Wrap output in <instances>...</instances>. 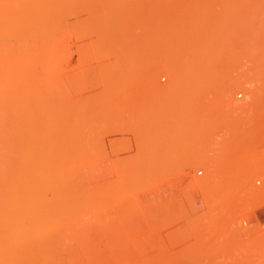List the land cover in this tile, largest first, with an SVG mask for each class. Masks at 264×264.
I'll return each mask as SVG.
<instances>
[{
	"label": "rangeland",
	"instance_id": "obj_1",
	"mask_svg": "<svg viewBox=\"0 0 264 264\" xmlns=\"http://www.w3.org/2000/svg\"><path fill=\"white\" fill-rule=\"evenodd\" d=\"M5 1L0 264H264V0Z\"/></svg>",
	"mask_w": 264,
	"mask_h": 264
},
{
	"label": "bare ground",
	"instance_id": "obj_2",
	"mask_svg": "<svg viewBox=\"0 0 264 264\" xmlns=\"http://www.w3.org/2000/svg\"><path fill=\"white\" fill-rule=\"evenodd\" d=\"M6 1L9 2L8 0H6ZM6 1H5V3H6ZM15 1H17V0H15ZM18 1H19V0H18ZM18 1H17V2H18ZM50 1H51V0H50ZM60 1H61V0H60ZM18 3H19V2H18ZM20 3H21V2H20ZM20 3H19V4H20ZM39 3H40V1H39ZM42 3H44V2L42 1ZM42 3H41V4H42ZM50 3H51V2H50ZM53 3H55V2H53ZM58 3H59V2H58ZM11 4L14 5V3H12V2H11ZM19 4H18V5H19ZM29 4H30V3H29ZM60 4H61V3H60ZM20 5H21V4H20ZM43 5H44V4H43ZM45 5H46V3H45ZM45 5H44V6H45ZM54 5L56 6L57 4H54ZM15 6H16V5H15ZM38 6H39V4H38ZM51 6H52V5H51ZM22 7H23V6H22ZM27 7H28V6H27ZM30 7H32V6L30 5ZM39 7H40V6H39ZM49 7H50V6H49ZM34 8H37V7H34ZM42 8H43V7H42ZM45 8H46V7H45ZM64 8H65V7H64ZM25 9H26V7H25ZM57 9L59 10V8H57ZM66 9H67V8H66ZM16 10H17V9H16ZM31 10H32V9L29 8V11H31ZM35 10H36V9H34V11H35ZM38 10H39V9H38ZM60 10H63V9H60ZM64 10H65V9H64ZM65 11H66V10H65ZM53 12H54V10H53ZM24 13H26V12H24ZM27 13H28V12H27ZM34 13H35V12H34ZM39 13H40V12H39ZM39 13H38V16H39ZM54 13H55V15H56V11H55ZM20 14H21V13H20ZM29 14H30V12H29ZM32 14H33V13L31 12V15H32ZM35 14H36V13H35ZM16 15H17V14H16ZM47 15H48V14H47ZM47 15H46V16H47ZM33 16H34V15H33ZM46 16H45V17H46ZM52 16H54V15H52ZM19 17H20V16H19ZM23 17H24V14H23ZM25 17H26V15H25ZM49 17H50V16H49ZM54 17H55V16H54ZM55 18H56V17H55ZM19 20L21 21L22 18L19 19ZM28 20H29V19H28ZM28 22H29V21H28ZM19 23H20V22H19ZM22 26H23V25H22ZM29 28H30V27H29ZM21 29H22V28H21ZM48 32H50V31H48ZM30 41H31V40H30ZM22 46H23V45H22ZM21 48H22V47H21ZM34 50H35V48H34ZM34 50H33V51H34ZM30 52H32V51H30ZM28 54H29V53H28ZM31 54H34V53H31ZM20 55H24V54H21V53H20ZM26 55H27V54H26ZM26 55H24V56H26ZM34 56H35V55H34ZM34 56H33V58H34ZM26 57H27V56H26ZM26 57H25V59H26ZM29 57H30V56H29ZM21 58L24 59L23 56H21ZM31 58H32V57H30V59H31ZM25 59H24V60H25ZM28 59H29V58H28ZM28 59H27V60H28ZM27 60H26V61H27ZM15 61H16V60H15ZM22 61H23V60H22ZM29 61H30V60H29ZM24 62H25V61H24ZM16 63H18V62H16ZM24 65H25V63H24ZM29 65H30V64H29ZM26 67H27V66H26ZM26 69H27V68H26ZM26 69H25V70H26ZM28 71H31V69L28 70ZM28 74H30V73H28ZM18 76H19V74H18ZM27 76H28V75H27ZM21 77H22V76H21ZM28 77H30V76H28ZM22 78H23V77H22ZM24 79H25L26 82L28 83V80H27L26 78H24ZM30 79H32V78H30ZM30 79H29V80H30ZM25 80H24V81H25ZM30 81H32V80H30ZM27 83H26V85H27ZM29 83L31 84V82H29ZM42 86H43V85H42ZM46 87H47V86H46ZM41 88H42V87H41ZM47 91H48V89H47ZM83 96H84V95H83ZM85 96H86V95H85ZM109 115H110V114H109ZM124 115H125V114H124ZM121 117H122V116H121ZM118 118H119V116H118ZM54 122H55V120H54ZM55 125H56V124H55ZM49 130H50V129H49ZM51 130H52V129H51ZM55 130H56V129H55ZM182 131H183V130H182ZM198 132H199V131H198ZM198 132H197V133H198ZM49 133H50V131H49ZM189 133H190V131H189ZM199 135L201 136V134H199ZM190 136H191V135H190ZM190 136H189V138H190ZM197 137H198V135H197ZM201 137H202V136H201ZM199 138H200V137H199ZM192 139H193V138H192ZM211 139H213V138H211ZM181 141H182V140H181ZM0 142H2V141H0ZM4 143H6V142H4ZM4 143H3V144H4ZM8 143H9V142H8ZM20 143H21V142H20ZM28 143H29V142H28ZM42 143H43V142H42ZM179 143H180V142H179ZM188 143H189V142H188ZM196 143H197V142H196ZM1 144H2V143H1ZM39 144H40V143H39ZM39 144L36 143V145H35V144H31V142H30V144H29L30 147H26V149H20V147H22V146H23V147L26 146V145H21V146L19 147V149L17 148V149H18V154H20L19 156H18V154H17V151H15L16 154H17V156H18V157H17V156H16V157H17L18 159H21V160H17V158H16V160L13 161L14 163L18 164V165H17V166H18V168H17L18 170H19V168H22V169L24 168V167H23V164H24V163H25V164L28 163L29 167H26V165H27V164H26V165H25L26 168H24V169H27V168H28L29 170L32 171V169H30V168H32V166H34V165H36V163H38V162H36L37 159L39 158L38 156H41V157H43V158H45V156H46V159H43V158L40 157L39 159H41V160H38V161H40V162H41V161H44V163H45V164L43 165V170H42V167H40L42 173H41L40 170H38V168H35L36 166L34 167L35 169L32 171V173H35L36 175L34 174L35 176H33V174L31 173V178H32V179H33L34 177L36 178V179H33V180L36 181V185H35V184H34L33 186L29 185V184H30V183H29L30 181L33 182V180H30V179H31V178H30V172H31V171H30V172L28 171V175H26V173L20 175V172H17L18 175H14V174H16V172L13 171L14 167H13L12 169H10L9 171L6 170V171H8V173H10L11 170L13 171V172L11 171V173H13V174H11V175H13V176H11V178L8 176L9 179H10V180L8 179L9 182H8L7 179H4V178H3V177H5V176H2V174H4V173H2V172L0 173V175L2 176L1 178L4 179V182H5V183H4V182H3V183H2V182L0 183V186H1V184H2V187H0L1 189L4 188L5 186H6V188H8V185H9V184H10L9 187H10V186H13V187H12V191H8V193L5 192V195H3V190H4V189H3L2 191H0V240L2 239V236H3L4 231H5V229H4L5 221L8 220V221L11 222V221L14 220L13 218H15V214L18 213V212H15V210L17 211V209H18L17 206H18L19 204H22V203L24 202V204L27 203V204H29L30 206H32V205H34V204H35L36 206H37V205L40 206L41 203L38 202V201H41V202H43L42 205H43V204L46 205L45 202H46L47 200L43 201V199H42V197L45 198L46 195L44 194V196H43L42 193H41V194H37V193H40V192H44V193H46L45 191H46V189H47V187H48V185H49V184H48L49 181H47V180L49 179L50 176H45V175H46V173H48V172H47V171H48V168H47V167H48V165H49V164H48V161H49V158H48V157H49V156L47 157V155L51 154L52 152H51V153H48V152H50V150H49V144H48V146L42 144L41 147L39 146ZM131 144H132V143H131ZM216 144H217V143H216ZM218 144H219V143H218ZM6 145H7V143H6ZM6 145H5V146H6ZM8 145H10V143H9ZM11 145H12V144H11ZM11 145H10V146H11ZM13 145H14V144H13ZM37 145H38L39 147H38ZM174 145H175V144H174ZM183 145H184V144H183ZM210 145H211V144H210ZM5 146L2 147V148L0 147V150L4 149L3 151H5V149H6V147H7V146H6V147H5ZM16 146H17V145H16ZM42 146H43V147H42ZM44 146H45V147H44ZM180 146H182V145H180ZM192 146H193V145H192ZM214 146H215V145H214ZM11 147H12V146H11ZM11 147H10V148L8 147V148L10 149V151H11ZM170 148H171V147H170ZM211 148H212V147H211ZM214 148H215V147H214ZM220 148H221V147H220ZM17 149H16V150H17ZM183 149H184V148H183ZM22 150H24V151L21 152ZM206 150H207V149H206ZM209 150H210V149H209ZM218 150H219V149H218ZM12 151L14 152V150H12ZM12 151H11V152H12ZM47 151H48V152H47ZM149 151H150V150H149ZM161 151H162V150H161ZM19 152H20V153H19ZM153 152H154V151H153ZM3 153H4V152H3ZM148 153H149V152H148ZM219 153H220V152H219ZM1 154H2V152H1ZM4 154H5V153H4ZM8 154H9V151H8ZM21 154H22V156H21ZM151 154H152V152H151ZM160 154H161V153H160ZM196 154H197V153H196ZM209 154H210V153H209ZM37 155H38V156H37ZM44 155H45V156H44ZM54 155H55V154H54ZM143 155H144V154H143ZM143 155H142V156H143ZM51 156H52V155H51ZM51 156H50V157H51ZM139 156H140V155H139ZM146 156H147V155H146ZM166 156H167V155H166ZM175 156H176V155L174 154V157H175ZM23 157H24V158H23ZM36 157H37V159H36ZM52 157H53V156H52ZM52 157H51V158H52ZM181 157H182V156H181ZM1 158H2V157H1ZM4 158H6V157H4ZM10 158H11V159H15L14 157H9V159H10ZM51 158H50V160H51ZM135 158H136V157H135ZM157 158H158V157H157ZM161 158H162V157H161ZM170 158H171V157H170ZM182 158H183V157H182ZM216 158H218V157H216ZM11 159H10V160H11ZM27 159H28V160H27ZM53 159H55V158H53ZM53 159H52L51 161H53ZM138 159H141V158H138ZM138 159H137V160H138ZM167 159H168V158H167ZM7 160H8V158H7ZM10 160H9L10 165H13V164H11L12 162H11ZM25 160H26L27 162H26ZM33 160H34V161H33ZM47 160H48V161H47ZM0 161L2 162L1 159H0ZM4 161H5V160H4ZM4 161H3V162H4ZM15 161H16V162H15ZM17 161H19V162L17 163ZM45 161H46V162H45ZM54 161H55V160H54ZM121 161H122V160H121ZM131 161H132V160H131ZM212 161H213V160H212ZM215 161H216V160H215ZM6 162H7V161H6ZM30 162H31L32 164H31ZM129 162H130V161H129ZM137 162H138V161H137ZM20 163H22V164H20ZM49 163H50V161H49ZM131 163H132V162H131ZM159 163H160V162H159ZM6 164H7V163H6ZM30 164H31L32 166H31ZM33 164H34V165H33ZM47 164H48V165H47ZM126 164H127V163H126ZM212 164H213V163H212ZM216 164H217V163H216ZM0 165H1V164H0ZM10 165H9V166H10ZM21 165H22V166H21ZM46 165H47V166H46ZM50 165H51V163H50ZM52 165H53V164H52ZM129 165H130V164H129ZM156 165H157V164H156ZM214 165H215V164H214ZM3 166H4V165H3ZM5 166H6V165H5ZM5 166H4V167H5ZM7 166H8V165H7ZM14 166H15V164H14ZM17 166H15V167H17ZM30 166H31V167H30ZM37 166H38V164H37ZM44 166H45V168H44ZM54 166H55V164H54ZM125 166H126V165H125ZM145 166H146V165H145ZM150 166H151V165H150ZM11 167H12V166H11ZM131 167H133V166H131ZM147 167H148V166H147ZM213 167H214V166H213ZM215 167H216V166H215ZM6 168H7V167H6ZM6 168H5V169H6ZM8 168H9V167H8ZM134 168H135V167H134ZM155 168H156V167H155ZM5 169L3 170V172H5ZM22 169H20V170H22ZM24 169H23V170H24ZM36 169H37V170H36ZM49 169H51L50 166H49ZM122 169H123V168H122ZM0 170H1V169H0ZM23 170H22V171H23ZM46 170H47V171H46ZM53 170H54V169H53ZM53 170H51V171H53ZM127 170H128V169H127ZM129 170H130V167H129ZM135 170H136V169H135ZM135 170H134V173H135ZM140 170H141V169H140ZM151 170H152V169H151ZM34 171H36V172H38V173H36V172H34ZM43 171H44V172H43ZM45 171H46V172H45ZM122 171H123V170H122ZM122 171H121V172H122ZM148 171H150V170L148 169ZM216 171H217V170H216ZM14 172H15V173H14ZM39 172H40V173H39ZM123 172L125 173L126 171H123ZM6 173H7V172H6ZM21 173H22V172H21ZM23 173H24V172H23ZM124 173H123V174H124ZM41 174H43V176H42ZM52 174H53V172H52ZM123 174H122V175H123ZM128 174H129V173H128ZM136 174H137V173H136ZM9 175H10V174H9ZM19 175H20V177H22V178L18 177ZM37 175H38V176H37ZM39 175H40V177H39ZM47 175H49V174H47ZM133 175H134V174H133ZM15 176H16V179L14 178ZM23 176H24V177H23ZM26 176L29 177V181L26 180ZM32 176H33V177H32ZM52 176H53V175H52ZM131 176H132V175H131ZM131 176H130V177H131ZM8 177H7V178H8ZM43 177H44V178H43ZM126 177H129V175L126 176ZM1 178H0V179H1ZM5 178H6V177H5ZM24 178H25V179H24ZM37 178H39L40 180H38ZM41 178H43V179H41ZM46 178H47V180H46ZM18 179H19L20 181H19ZM21 179H22V180H21ZM124 179H125V178H124ZM129 179H130V178H128V180H129ZM5 180H6V181H5ZM14 180H17V181L15 182ZM25 180H26V181H25ZM41 180H42V182H38V181H41ZM45 180H46V182H47L48 185L46 184ZM118 180L122 181L121 179H118ZM1 181H2V180H1ZM21 181H24V183L26 182L24 185L22 184V187L18 185V183H22ZM135 181H136V180H135ZM6 182L9 183V184H8V185H5V184H7ZM10 182H12V183H10ZM13 182H15L16 185H15V183H13ZM44 182H45V183H44ZM116 182H117V181H116ZM40 183H41V185H42L43 187L40 186V185L38 186V184H40ZM42 183H44V184H42ZM127 183H128V182H127ZM132 183H133V182H132ZM11 184H12V185H11ZM27 184H28V185H27ZM128 184H129V183H128ZM44 185H45V186L47 185V186L45 187ZM3 186H4V187H3ZM26 186H28L27 188H30L31 191H30V189H26V188H25ZM30 186H31V187H30ZM34 186H36V188H34ZM86 186H87V185H86ZM124 186H125V185H124ZM16 187L21 188V189L15 190ZM37 187H38V188H37ZM39 187H40V188H39ZM121 187H122V185H121ZM13 188H14V189H13ZM23 188H25V189H23ZM32 188H34V189H36V190H32ZM43 188H45V189H43ZM9 189H10V188H9ZM16 189H17V188H16ZM86 189H87V187H86ZM14 190H15V191H14ZM19 190H20V191H19ZM37 190H39V191H37ZM40 190H42V191H40ZM43 190H45V191H43ZM94 190H95V189H94ZM4 191H5V190H4ZM33 191H34V192H33ZM85 191H86V190H85ZM9 192H10V193H9ZM12 192H13V193H12ZM95 193H96V192H95ZM85 194H86V193H85ZM20 195H23V196H22V197H24L23 201L20 199ZM39 195L42 196V197H39ZM35 196H36V197L38 196L37 198H40V199H37ZM95 196H96V195H95ZM100 200H101V199H100ZM21 201H22V202H21ZM94 201H95V200H94ZM37 203H38V204H37ZM39 203H40V204H39ZM47 203H48V201H47ZM81 203H82V202H81ZM106 203H107V202H106ZM6 205H7V207H9L8 205H11V207L7 208V209L10 210V211H9L10 213L8 212L9 215H8L7 213L5 214L7 218L5 217L4 212H3V211H4V208H5ZM46 206H48V205H46ZM88 206H89V205H88ZM13 207H14V209H12V211L14 210V212H12L11 209H10V208H13ZM15 207H16V209H15ZM23 207H24V206H23ZM34 207H35V206H34ZM44 207H45V206H44ZM86 207H87V206H86ZM37 208H38V207H37ZM92 208H94V207H92ZM20 209H21V207H20ZM40 209H41V208H40ZM90 209H91V208H90ZM101 212H102V210H101ZM31 216H32V215H31Z\"/></svg>",
	"mask_w": 264,
	"mask_h": 264
}]
</instances>
